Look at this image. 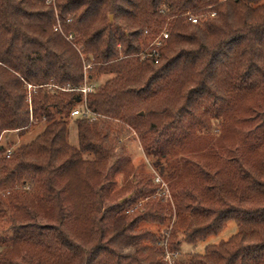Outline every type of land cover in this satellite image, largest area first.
Instances as JSON below:
<instances>
[{
  "label": "trees",
  "instance_id": "trees-1",
  "mask_svg": "<svg viewBox=\"0 0 264 264\" xmlns=\"http://www.w3.org/2000/svg\"><path fill=\"white\" fill-rule=\"evenodd\" d=\"M85 69L99 120L72 115ZM114 126L169 182L166 216L128 221L139 197L164 201L159 184L105 205L114 179L131 184ZM199 136L218 138L194 155ZM0 220V264H167L165 241L181 254L231 221L229 240L177 264H264L263 0H0Z\"/></svg>",
  "mask_w": 264,
  "mask_h": 264
},
{
  "label": "rangeland",
  "instance_id": "rangeland-1",
  "mask_svg": "<svg viewBox=\"0 0 264 264\" xmlns=\"http://www.w3.org/2000/svg\"><path fill=\"white\" fill-rule=\"evenodd\" d=\"M264 2V0H263ZM111 76H103L99 79L100 83H104L108 79H110ZM114 129L118 130V134H114V138H116V145H115V154L122 155L124 154L130 159V168L131 172L129 174L128 180L131 182V184H128L126 187L123 186V177L118 176L116 179H114V192L113 195H111L110 198L106 201L105 205H118L119 203H123L126 199H129L131 196V192H135L138 189H141L144 193H148L151 189L155 188L154 184H159V188L163 189L162 191H165V199L162 202L160 199L162 198L160 196L159 192H155L149 197H139V201L137 202V206L132 208L129 213L127 214L129 216V220L134 219V217L144 214H156V215H165L166 211L169 210L168 206L174 210V202L172 198V190L169 187V182L163 181L162 178L158 176L157 171L154 169L153 165L151 164L150 159L145 154L141 142L139 139L138 134L134 130H121L119 128H116L114 126ZM74 130V128H71V143L74 145L78 144L77 139V131ZM39 132L37 130L36 132L32 133L31 135L27 136L24 139H18L15 136H5L3 137V140L1 144L4 145V147H9L7 145L6 140L11 141V143L18 142L20 144L25 143L29 141L34 135H36ZM119 136V138H118ZM194 141H192L191 150L194 155H201V152L199 149L205 145L206 142L212 138L213 140L218 137L210 136V138H202L196 137ZM13 148L15 145L10 144ZM10 147V148H11ZM194 149H193V148ZM111 164V162H110ZM160 178L161 181L157 182V178ZM154 179H156L154 181ZM101 178V182H102ZM93 189H97V186L95 184L92 187ZM137 197V196H136ZM162 209H164L162 211ZM176 216H174L173 221L175 222ZM171 222V223H172ZM6 225L4 221L0 220V226ZM167 226L169 223L167 222ZM165 225V226H166ZM172 225V224H171ZM164 229V226L159 223L149 224V225H142L141 230H150L153 233H156L158 231H162ZM238 231V226L235 222L231 221L229 222L225 228L219 232L217 235L210 236L205 241L200 242L197 244L194 248L187 243L183 242L182 249H181V260L183 262H187L189 255L196 252V253H203L204 249L209 245H215L219 244L220 242L229 240L233 235H235ZM182 237V235L179 236V239Z\"/></svg>",
  "mask_w": 264,
  "mask_h": 264
},
{
  "label": "built area",
  "instance_id": "built-area-1",
  "mask_svg": "<svg viewBox=\"0 0 264 264\" xmlns=\"http://www.w3.org/2000/svg\"><path fill=\"white\" fill-rule=\"evenodd\" d=\"M214 16V14L212 15ZM189 21L193 24H197L199 22V19L194 16L189 17ZM59 27V26H58ZM57 30V29H56ZM169 38V32L165 29L153 42L152 46H154V49L151 51L150 56L155 54V56H158V52L156 51L160 49L164 44L165 41ZM72 39V37H70ZM97 85L94 81H92L90 78H88L87 75V69H85V78L81 86L77 89V91L82 95L83 101L79 107H77L73 112V116H81L84 118L92 119V120H99L102 118V116L92 112L90 109H88L86 104V98L87 96L92 93L96 89ZM32 88L31 86L29 87ZM9 154L11 151H8ZM157 182H160L161 179L158 177ZM161 247L164 249L165 253V261L167 264H177V260L180 258L181 254L179 252H171L168 248V240L165 241L163 244H161Z\"/></svg>",
  "mask_w": 264,
  "mask_h": 264
},
{
  "label": "water",
  "instance_id": "water-1",
  "mask_svg": "<svg viewBox=\"0 0 264 264\" xmlns=\"http://www.w3.org/2000/svg\"><path fill=\"white\" fill-rule=\"evenodd\" d=\"M110 19L112 20V17Z\"/></svg>",
  "mask_w": 264,
  "mask_h": 264
}]
</instances>
